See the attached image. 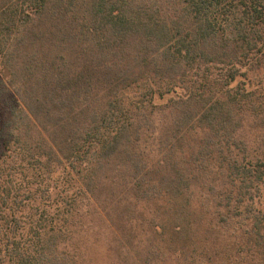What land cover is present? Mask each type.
<instances>
[{
  "label": "trees",
  "instance_id": "16d2710c",
  "mask_svg": "<svg viewBox=\"0 0 264 264\" xmlns=\"http://www.w3.org/2000/svg\"><path fill=\"white\" fill-rule=\"evenodd\" d=\"M82 230L264 264V0H0V264H77Z\"/></svg>",
  "mask_w": 264,
  "mask_h": 264
},
{
  "label": "rangeland",
  "instance_id": "374dc122",
  "mask_svg": "<svg viewBox=\"0 0 264 264\" xmlns=\"http://www.w3.org/2000/svg\"><path fill=\"white\" fill-rule=\"evenodd\" d=\"M156 102L161 103V101ZM80 232L84 239H77L78 243L71 245L77 264H118L113 251L109 254L103 245L94 244L95 235H93V231L86 230L85 233L82 230Z\"/></svg>",
  "mask_w": 264,
  "mask_h": 264
}]
</instances>
